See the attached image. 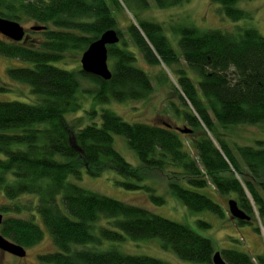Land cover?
<instances>
[{
  "label": "trees",
  "instance_id": "trees-1",
  "mask_svg": "<svg viewBox=\"0 0 264 264\" xmlns=\"http://www.w3.org/2000/svg\"><path fill=\"white\" fill-rule=\"evenodd\" d=\"M183 1L154 0L159 8ZM212 1L221 3L225 15L235 21L247 16L236 6L239 0ZM122 7L120 0H0V16L47 26L33 31L41 35L33 41L29 34L23 41L0 34L1 55L33 62L9 67L8 74L41 96L37 103L0 100V193L10 200L0 207L8 214L0 232L27 249L48 231L57 249L39 254V261L47 264H172L116 245L128 238L154 237L183 260L213 264V241L189 225L85 188L70 177L81 179L83 171L99 176L114 168L124 177L120 185L145 189L163 204L165 198L142 183L150 170H161L170 191L191 210L226 214L224 205L200 191L212 185L221 194L236 192L239 206L251 219L255 207L264 218V139L231 145L217 128L264 125V35L255 27L227 31L174 25L178 53L160 22L135 16L137 23L121 30L116 12ZM110 28L121 38L108 46L110 79L55 64L68 51L84 52ZM130 42L149 64L164 63L177 73L175 89L188 107L185 121L191 133L167 124L129 122L109 108L89 111L84 126L69 122L67 115L82 107L79 74L94 82L90 91L100 103L143 99L153 91L151 77L137 66ZM181 59L187 68L178 66ZM188 67L197 78L188 74ZM114 134L126 137L140 165L116 149ZM199 224L211 226L203 220ZM220 251L228 264H264V254L255 257L233 247Z\"/></svg>",
  "mask_w": 264,
  "mask_h": 264
},
{
  "label": "rangeland",
  "instance_id": "rangeland-1",
  "mask_svg": "<svg viewBox=\"0 0 264 264\" xmlns=\"http://www.w3.org/2000/svg\"><path fill=\"white\" fill-rule=\"evenodd\" d=\"M145 1L148 6L143 8L141 0H120L123 7L116 12L119 19V28L125 32L129 23L132 21L137 23L135 16L160 22L164 25L165 34L178 53H180L179 35L173 31L172 27L174 25H194L201 30L219 28L227 31H235L239 27H255L264 35V0H239L236 6L244 9L247 16L237 21L225 15L221 3L212 0H184L182 3L169 8L157 7L154 0ZM21 23L28 29L30 41L41 37L40 34L33 33V30H30V27L36 24L34 21ZM125 37L128 39L127 35ZM129 44L137 52V66L150 75L153 91L143 99L125 102L111 100L110 102L100 103L94 99V92L90 91L95 87L94 82L79 74L82 85L79 98L82 107L77 112L67 115L69 122L77 127L84 126L89 123V111L95 109L100 113L103 108H109L129 122L159 125L168 123L173 127L190 126L185 121V112L188 111V107L181 102L175 89L177 73L167 68L164 63L160 65L149 64L145 61L141 52L132 46L131 42ZM82 53L78 50L68 51L65 53V58L55 62V64L70 70L81 69ZM112 64V60L109 59L111 69ZM21 66H33V62L0 54V100H20L37 103L40 101L41 96L32 91L31 85L13 80L8 74L9 67ZM178 66L187 68V64L183 59H181ZM188 74L193 78H197V75L189 67ZM97 120H100V115H98ZM217 128L220 135L231 145L235 143L254 144L257 139H264V125L262 124L241 123L231 125L228 128L217 125ZM114 146L130 163L135 166L140 165V159L136 151L129 146L124 135L114 134ZM147 174L142 183L155 188L156 193L165 198V203H156L145 189H126L120 185L119 181L124 180V177L114 168H107L99 176H93L83 171L81 179L75 177H70V179L90 190L148 208L164 217L187 224L198 233L210 238L216 251L233 247L249 251L255 257L264 254V218L258 216L255 207L252 222L238 224L231 216L228 206L230 200L237 199L236 192L221 194L216 192L212 185L209 188L200 189L201 192L209 194L214 200L224 205L227 212L224 216H220L208 210L194 211L189 209L179 197L170 191L167 175L163 171L153 169ZM4 203H10V200L0 193V207ZM0 213H3L4 217L8 215L2 211ZM200 220L208 222L211 226L200 225ZM258 226L260 231L256 229ZM116 245L124 252L146 254L169 261L172 264H206L183 260L172 250L163 249L161 240L158 237L142 240L128 238ZM56 249L51 235L46 231L40 242L27 248L26 257L21 258L0 249V264H47L39 261V254L55 251Z\"/></svg>",
  "mask_w": 264,
  "mask_h": 264
},
{
  "label": "water",
  "instance_id": "water-1",
  "mask_svg": "<svg viewBox=\"0 0 264 264\" xmlns=\"http://www.w3.org/2000/svg\"><path fill=\"white\" fill-rule=\"evenodd\" d=\"M47 26L33 25L30 30H44ZM0 34L8 37L13 41H23L28 37V29L18 21L0 16ZM120 35L115 28H110L102 33V35L93 41L89 47L83 52L81 57L82 70L88 74L110 79L112 70L109 66V51L108 46L120 42ZM168 126L171 124L166 123ZM176 129L182 133H191L192 128L189 126H177ZM229 212L231 216L238 220H251V216L239 206L236 199L229 201ZM4 215L0 213V227L3 223ZM0 249L9 252L18 257H26L27 249L16 243L0 232ZM213 264H228L224 259L221 251H215L212 257Z\"/></svg>",
  "mask_w": 264,
  "mask_h": 264
}]
</instances>
